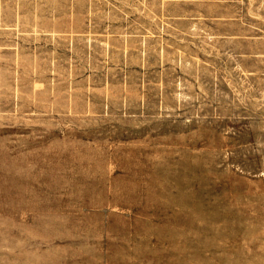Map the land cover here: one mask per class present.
Here are the masks:
<instances>
[{"label":"rangeland","instance_id":"rangeland-1","mask_svg":"<svg viewBox=\"0 0 264 264\" xmlns=\"http://www.w3.org/2000/svg\"><path fill=\"white\" fill-rule=\"evenodd\" d=\"M97 1L0 0V264H264V19L160 50Z\"/></svg>","mask_w":264,"mask_h":264},{"label":"crops","instance_id":"crops-1","mask_svg":"<svg viewBox=\"0 0 264 264\" xmlns=\"http://www.w3.org/2000/svg\"><path fill=\"white\" fill-rule=\"evenodd\" d=\"M99 2V0L97 1ZM112 27L124 33L144 35L143 42L155 41L160 50L174 40L182 44L198 41L200 35H216L211 19H223L225 26L235 21L240 29L223 34L241 37L247 34V19H264V0H111ZM99 14V11H96ZM134 28V29H133ZM98 32V31H97ZM183 48V47H181ZM185 48V47H184ZM183 48V49H184Z\"/></svg>","mask_w":264,"mask_h":264}]
</instances>
